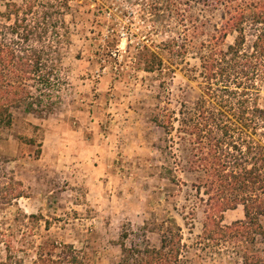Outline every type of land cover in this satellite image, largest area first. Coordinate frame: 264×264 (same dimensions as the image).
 <instances>
[{"label": "rangeland", "instance_id": "rangeland-1", "mask_svg": "<svg viewBox=\"0 0 264 264\" xmlns=\"http://www.w3.org/2000/svg\"><path fill=\"white\" fill-rule=\"evenodd\" d=\"M25 2L0 0V11ZM69 6L54 15L63 38L50 41L60 60L55 105L39 113L14 108L12 125H0V260L6 243L29 263L52 240L73 245L84 264H117L122 234L128 247H160L176 223L187 264H241L231 246L204 237V175L192 171L194 151L179 133L182 110L204 96L202 44L223 36L224 7L200 0ZM246 34L249 46L256 34L250 24ZM235 38L230 32L222 47ZM171 42L173 51L165 47ZM148 61L154 72L146 71ZM222 219L243 220V206Z\"/></svg>", "mask_w": 264, "mask_h": 264}, {"label": "trees", "instance_id": "trees-1", "mask_svg": "<svg viewBox=\"0 0 264 264\" xmlns=\"http://www.w3.org/2000/svg\"><path fill=\"white\" fill-rule=\"evenodd\" d=\"M70 1L26 0L21 6L8 3L5 12L0 11L1 126L12 125L14 108L24 106L28 113H39L55 105L51 92L56 88L53 77L60 60L53 57L58 50L50 41L63 38L54 15H63L61 8L70 9ZM200 1L218 11L223 6L225 21L223 36L213 35L202 44L204 96L194 108L182 110L179 128L182 140H188L194 151L192 171L204 175L198 186L207 196L204 237L231 246L229 251L241 264H264V0ZM248 24L256 31L249 46ZM230 32L236 34L234 43L223 48L222 40ZM175 45L171 42L165 47L173 51ZM150 55L158 60L156 54ZM155 64L148 61L146 71L154 72ZM238 206L244 208V219L224 225L222 215ZM180 232L176 223L171 224L162 233L160 247L147 243L128 247L125 232L117 264H187ZM5 245L6 257L0 264H84L70 244L45 241L29 263L10 242Z\"/></svg>", "mask_w": 264, "mask_h": 264}]
</instances>
